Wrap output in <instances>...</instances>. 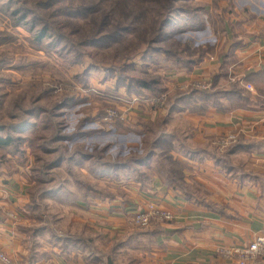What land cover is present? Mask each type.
Segmentation results:
<instances>
[{
    "label": "rangeland",
    "instance_id": "obj_1",
    "mask_svg": "<svg viewBox=\"0 0 264 264\" xmlns=\"http://www.w3.org/2000/svg\"><path fill=\"white\" fill-rule=\"evenodd\" d=\"M221 1L178 0L162 32L168 0H0V135L16 140L0 149V201H8L5 189L20 185L7 179L24 177L27 205L18 211L32 228L29 246L33 239H95L96 225L79 222L78 200L127 201L128 185L144 189L167 174L177 186L184 169L177 151L197 148L192 124L179 113H193L196 102L185 97L184 111L165 105L191 88L213 89L215 80L190 78L204 59L186 66L166 51L181 52L180 40L221 46L215 30L225 15L214 12ZM231 7L250 12L254 25L264 15V0H234ZM199 14L203 26L188 29ZM46 27L49 35L41 36ZM181 137H191L183 148Z\"/></svg>",
    "mask_w": 264,
    "mask_h": 264
},
{
    "label": "crops",
    "instance_id": "obj_2",
    "mask_svg": "<svg viewBox=\"0 0 264 264\" xmlns=\"http://www.w3.org/2000/svg\"><path fill=\"white\" fill-rule=\"evenodd\" d=\"M233 1L214 8L225 15V25L215 30L223 44L206 52L203 62L188 72L194 80L217 78V88L239 84L246 89L250 84L253 91L235 102L236 107L223 101L226 111L211 105L205 112L179 113L192 124L191 143L197 148L177 151L184 164L177 186L167 174L169 180L154 179L144 189L128 185L127 201L78 200L83 210L79 222L96 225L95 239L67 238L57 245L33 239L29 246L32 228L18 211L27 205L26 182L24 177L9 178L20 185L17 191L5 189L8 201H0V253L17 264H233L216 249L243 247L264 236V89L259 92L255 83L264 79V15L254 25L250 12L232 9ZM229 135L241 139V147L234 152L215 147V141ZM189 139L181 137V148ZM150 201L173 212L175 219L131 231V216ZM106 245L108 249L102 247Z\"/></svg>",
    "mask_w": 264,
    "mask_h": 264
},
{
    "label": "trees",
    "instance_id": "obj_3",
    "mask_svg": "<svg viewBox=\"0 0 264 264\" xmlns=\"http://www.w3.org/2000/svg\"><path fill=\"white\" fill-rule=\"evenodd\" d=\"M170 3L167 7V10H166V14L163 16L162 18V21H161V24L159 26V28H161L162 26V32H163V25L166 23L167 25H169V21L171 22L172 19L176 16L177 14V10L175 9L174 7V4L176 2H178V0H168ZM218 5L215 6V8H217ZM79 8H84V5L81 4L78 6ZM177 11V12H176ZM169 13V14H168ZM179 13H183L181 11H179ZM189 13V12H187ZM168 14V15H167ZM190 17V16H189ZM199 17L201 18V15H197L195 16L194 18H192V21L189 25L190 28L188 29H191V30H194V29H198V26H203V22L201 21V19L199 20ZM171 24V23H170ZM187 29V30H188ZM49 28L46 27L42 30V35L41 36H48L49 35ZM161 32V33H162ZM180 43L184 45L183 49L181 52H170V51H166L167 54H174L176 56L179 57V59L185 63L184 65H193V63L195 62L196 58L199 57L200 60H203L204 57H205V53L208 52L210 49L212 50V47L214 46L213 43H210V42H204V43H200L196 46H192V45H189V43L187 41H181L180 40ZM184 53H192L191 55V58H188V59H184L182 57V55ZM194 53V55H193ZM198 59V58H197ZM199 60V61H200ZM194 66H192L193 68ZM214 80H215V86L213 89H203V88H191L189 91V93L187 94L186 92H183L185 94H183V96H179L175 99H177L176 101L173 100V102H168L167 100V103L165 105L166 108H169L170 110L174 109V108H179L177 105H181V111L185 110L184 108L185 107H182V106H189L190 104H185L184 102L187 101L185 99V97H189L191 99H194L196 102V104H194V107H193V111H203L207 108L210 107V105H213L215 107H217L219 110H224L226 111V109L223 108L222 104H223V101L224 103H226L228 106H231V107H236V104L235 102H240L242 101V99L246 98L247 97V93H249L250 91L245 89V87L243 88L241 85L239 84H231L229 85L228 88L226 89H219L216 87V83H217V78L213 77ZM257 79H261V80H258L256 83V88L259 92H262V90L264 89V80L263 78H257ZM252 81V78L249 79ZM189 90V89H188ZM245 95V97L243 96ZM223 98V99H222ZM181 99V101H179ZM184 99V100H183ZM184 101V102H183ZM211 103V104H210ZM229 103V104H228ZM0 132H1V128H0ZM1 134V133H0ZM14 144H16V140L14 137H3L2 135H0V149H11L13 148ZM241 147V139L235 141L234 143H232L229 147H228V150L230 152H234L235 150H237V148ZM85 158L89 159V155L88 154H85ZM158 223L156 221H153L150 226L148 228H138L137 227V230H146V229H151L152 227H154L155 225H157Z\"/></svg>",
    "mask_w": 264,
    "mask_h": 264
},
{
    "label": "built area",
    "instance_id": "obj_4",
    "mask_svg": "<svg viewBox=\"0 0 264 264\" xmlns=\"http://www.w3.org/2000/svg\"><path fill=\"white\" fill-rule=\"evenodd\" d=\"M201 88H206L201 85ZM246 89L253 91L252 85H246ZM111 113L109 116H113ZM234 135L222 137L217 144L222 148L229 147L235 140ZM174 218L173 212L162 207L156 202L148 205L143 210L137 211L133 215V225L138 228H148L153 221L164 222ZM216 253L233 264H258L259 259H264V236L254 239L249 245L243 247H221L216 249ZM0 262L2 264H17L7 255L0 253Z\"/></svg>",
    "mask_w": 264,
    "mask_h": 264
}]
</instances>
